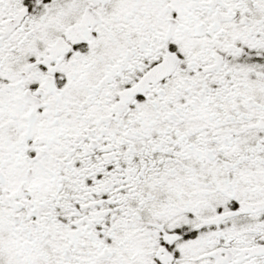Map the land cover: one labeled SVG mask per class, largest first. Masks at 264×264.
<instances>
[{"label":"snow or ice","instance_id":"1","mask_svg":"<svg viewBox=\"0 0 264 264\" xmlns=\"http://www.w3.org/2000/svg\"><path fill=\"white\" fill-rule=\"evenodd\" d=\"M0 264H264V0H0Z\"/></svg>","mask_w":264,"mask_h":264}]
</instances>
